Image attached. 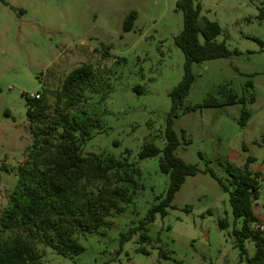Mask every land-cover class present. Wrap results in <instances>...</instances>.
I'll return each mask as SVG.
<instances>
[{"label":"rangeland","instance_id":"374dc122","mask_svg":"<svg viewBox=\"0 0 264 264\" xmlns=\"http://www.w3.org/2000/svg\"><path fill=\"white\" fill-rule=\"evenodd\" d=\"M6 1L9 6L0 2V221L12 207L16 186H24L25 176L33 184L35 159L55 152L59 141L54 133L33 146L26 105L38 92L49 115L96 123L81 148L85 158L105 154L137 163L143 188L131 189V202L112 212L108 227L81 238L85 251L73 259L43 243L35 226H16L4 239L21 234L32 240L40 264H247L234 247L230 195L217 178L228 184L229 166L244 170L252 159L248 169L262 192L254 211L264 232V0H196L201 17L222 28L216 41L233 52L191 65L195 80L173 121L180 139L177 156L200 171L186 178L167 216L158 215L147 232L138 230L122 247V235L145 219L169 187L160 156L140 160L139 153L145 142L164 148L170 93L185 74L186 59L176 45L184 27L177 0ZM131 11L138 16L133 30L125 32ZM82 64L94 69V77L81 85L82 96L73 105L67 98L58 101L65 78ZM230 91L255 100L245 106L190 108L209 98L223 100ZM244 108L251 117L242 126ZM86 186L95 196L100 183ZM223 219L229 223L226 229L219 227ZM247 247L252 256L253 244L247 242Z\"/></svg>","mask_w":264,"mask_h":264},{"label":"trees","instance_id":"16d2710c","mask_svg":"<svg viewBox=\"0 0 264 264\" xmlns=\"http://www.w3.org/2000/svg\"><path fill=\"white\" fill-rule=\"evenodd\" d=\"M9 6L6 0H0ZM176 8L183 13L184 27L176 38V45L182 50L186 63L185 74L181 82L171 91L172 108L167 118L166 143L160 149L153 141L145 142L139 153L140 160L159 158V168L170 177L166 197L153 205L145 219L135 228L124 233L121 247L131 239L138 230L147 232L148 226L155 222L157 216H167L168 208H174L172 201L180 191L188 176L197 175L200 171L196 164H189L176 154L180 145L178 134L173 130V121L179 117L178 109L187 97L195 77L190 71L193 63H200L216 58H228L231 52L225 42H217V36L222 28L216 21L201 17V8L196 0H177ZM261 10V17L264 16ZM137 12L131 11L125 18L124 31L133 30ZM264 46V44H262ZM238 54L237 51L234 52ZM94 77V69L90 64H82L71 71L65 78L58 101L69 99L73 105L82 96L81 85ZM39 93V92H38ZM254 96H245L228 92L223 100L206 99L202 104L191 109L203 107H222L226 105L254 102ZM26 116L34 136V147L40 140L48 141L52 135L59 134L55 152L43 159L36 158L32 172L33 184L26 182L24 186H16L17 191L12 196V207L4 211L0 221V264H40L41 255L36 250L32 240L21 234L10 240L4 235L14 227H37L41 241L56 254L73 259L85 251L81 238L89 232L108 227V219L119 205L131 202V189L143 188L139 182L142 172L137 163H130L127 158L118 159L110 155H92L87 159L82 154V146L90 139V128L96 123L79 122L68 114L49 115V105L44 96L38 99L27 98ZM251 117L250 111L243 109L239 122L247 124ZM184 133V132H183ZM184 135V134H183ZM79 136V137H78ZM44 149H41V153ZM251 158L245 164V169H235L229 166L231 176L227 184L217 178L220 185L230 195V205L235 218L233 228L234 247L239 249L240 261L246 258L247 264H264V232L261 221L254 211V205L262 192L258 178L248 169ZM42 167V169H40ZM207 168L205 172H208ZM214 177V172H210ZM100 183L94 196L86 183ZM85 182V183H83ZM83 183V184H82ZM241 220V226L237 223ZM227 219L220 220L219 227L226 229ZM147 234H142V240H147ZM247 242L254 246L252 256H247ZM122 250V249H121ZM160 253L164 258L166 254ZM159 264V263H158ZM182 264V263H178Z\"/></svg>","mask_w":264,"mask_h":264},{"label":"built area","instance_id":"2783aa9c","mask_svg":"<svg viewBox=\"0 0 264 264\" xmlns=\"http://www.w3.org/2000/svg\"><path fill=\"white\" fill-rule=\"evenodd\" d=\"M30 98L31 99H38V98H40V93L31 94Z\"/></svg>","mask_w":264,"mask_h":264},{"label":"crops","instance_id":"0c3cea01","mask_svg":"<svg viewBox=\"0 0 264 264\" xmlns=\"http://www.w3.org/2000/svg\"><path fill=\"white\" fill-rule=\"evenodd\" d=\"M257 216H258V215H257ZM258 218L261 219L260 216H258Z\"/></svg>","mask_w":264,"mask_h":264}]
</instances>
